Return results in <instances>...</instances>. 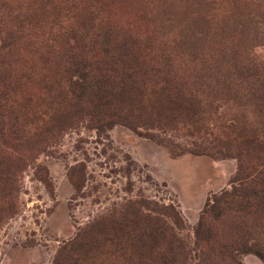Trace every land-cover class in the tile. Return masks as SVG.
Masks as SVG:
<instances>
[{
	"label": "rangeland",
	"instance_id": "obj_1",
	"mask_svg": "<svg viewBox=\"0 0 264 264\" xmlns=\"http://www.w3.org/2000/svg\"><path fill=\"white\" fill-rule=\"evenodd\" d=\"M99 27L159 69L143 95L114 91L109 126L66 84L72 38ZM239 162L264 173V0H0V264H63L77 235L139 200L171 208L181 264H200L193 231ZM209 216L206 264H264L218 254L241 239L264 255V216Z\"/></svg>",
	"mask_w": 264,
	"mask_h": 264
},
{
	"label": "trees",
	"instance_id": "obj_2",
	"mask_svg": "<svg viewBox=\"0 0 264 264\" xmlns=\"http://www.w3.org/2000/svg\"><path fill=\"white\" fill-rule=\"evenodd\" d=\"M81 35L72 38L75 50L67 54L66 73L71 72L74 78L66 80L67 90L76 108L87 112L100 126H109L117 118L112 102L114 91L134 89L143 95L150 76L159 69L151 65L148 55H141L139 46L127 36L114 35L107 27ZM161 82L165 90L167 81L164 78ZM231 184V191L211 199L193 231L195 244L204 249L200 251V264H206L213 251L212 231L205 221L208 215L214 219L220 208L233 207L264 216V173L247 169L244 162H239ZM95 227L101 230H93L89 237L77 235L65 247L63 264H99L102 251L116 264H181L185 258V245L177 236L181 225L170 207L143 200L130 202L118 217ZM223 252L252 254L264 260L257 243L247 244L241 239L220 245L218 254Z\"/></svg>",
	"mask_w": 264,
	"mask_h": 264
}]
</instances>
